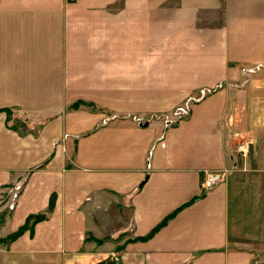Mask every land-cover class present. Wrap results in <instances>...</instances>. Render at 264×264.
<instances>
[{
    "label": "crops",
    "instance_id": "0c3cea01",
    "mask_svg": "<svg viewBox=\"0 0 264 264\" xmlns=\"http://www.w3.org/2000/svg\"><path fill=\"white\" fill-rule=\"evenodd\" d=\"M1 108L0 264H264V0H0Z\"/></svg>",
    "mask_w": 264,
    "mask_h": 264
},
{
    "label": "rangeland",
    "instance_id": "374dc122",
    "mask_svg": "<svg viewBox=\"0 0 264 264\" xmlns=\"http://www.w3.org/2000/svg\"><path fill=\"white\" fill-rule=\"evenodd\" d=\"M77 1V0H76ZM76 1H73V2H76ZM67 2V1H66ZM171 18H168V15L167 13H157V14H153V17L150 18V21L152 22H165V21H168L170 20ZM195 19H193V22H194ZM201 22L204 24V27L202 28H199L197 27V22L195 23V32L199 35H205L207 34L206 32L209 33V31H207L206 28H215L217 27L218 22L219 20L221 21L220 18H202L200 19ZM198 21V20H197ZM207 37L208 39L211 38V36L209 37V34H207ZM205 46L204 43H201L200 44V48H203ZM253 73V71H243V74L245 73ZM221 84L218 85V87H220ZM214 88V87H213ZM211 88V89H213ZM210 88H204V89H201V93L200 95H203V94H206L207 91L211 90ZM182 107V106H181ZM183 111V107H182V110L180 112ZM178 112V111H177ZM18 116V115H17ZM20 118V116H19ZM17 120V123L19 124L21 122L20 119L18 118H12V123L14 122L13 120ZM19 126V125H18ZM249 143V153H250V142L248 140H245V139H239L237 141H235L232 145L233 147V150L235 152V155H237V158L238 160L243 163L242 161H244L241 156L238 154V152H236V149L237 147L242 144V143ZM249 156V155H248ZM248 160V159H247ZM245 162V161H244ZM222 173V172H221ZM23 179V177L21 179H19L17 181V183H15L11 189H7L5 190L2 195L0 196V231H2L3 229V223L5 222L6 219H8L9 215H10V212H11V208L13 207V204H14V201L15 199L17 198V195L20 191V188H21V180ZM200 183V182H199ZM201 190V189H200ZM0 235H1V232H0ZM8 236H0V241L1 243L5 241V239L7 238ZM113 255V256H111ZM121 261V256L120 254L117 252V251H110L106 256L105 258L103 259H99L95 264L97 263H104V264H118L119 262Z\"/></svg>",
    "mask_w": 264,
    "mask_h": 264
},
{
    "label": "trees",
    "instance_id": "16d2710c",
    "mask_svg": "<svg viewBox=\"0 0 264 264\" xmlns=\"http://www.w3.org/2000/svg\"><path fill=\"white\" fill-rule=\"evenodd\" d=\"M218 85L216 87H214L213 89L209 90L206 92V94L200 95L201 91L199 90L198 96L195 98L196 100L201 99L203 96H206L209 93H212L216 90H218ZM192 100V99H191ZM190 98L187 99V103L191 101ZM78 106V103H75L73 105H71V108H76ZM182 110V107L178 108L175 110V113H178ZM178 111V112H177ZM0 112L5 113L6 115V122H7V127L12 129V130H18L21 126V122L18 124L17 120H13L14 122L12 123V112L10 109L8 108H1ZM181 113V112H180ZM19 125V126H18ZM45 217V215L43 213L37 214V215H32L29 218H27V221L25 222V224L23 226H21L16 232L8 235V237L5 239L4 242L10 241L11 239H13L14 237L18 236L19 234H21L25 229H28L33 223L43 219ZM97 264H104V263H97Z\"/></svg>",
    "mask_w": 264,
    "mask_h": 264
},
{
    "label": "built area",
    "instance_id": "2783aa9c",
    "mask_svg": "<svg viewBox=\"0 0 264 264\" xmlns=\"http://www.w3.org/2000/svg\"><path fill=\"white\" fill-rule=\"evenodd\" d=\"M67 2H73L76 0H65ZM236 152L241 156L243 160H246L248 155H249V143L245 142L240 144ZM222 178V173L221 171H204L202 173L199 187L201 191H205L213 187L216 183H218ZM113 256V255H111Z\"/></svg>",
    "mask_w": 264,
    "mask_h": 264
}]
</instances>
